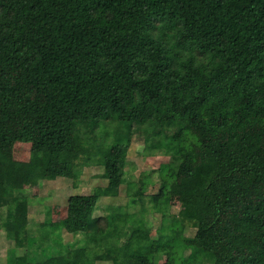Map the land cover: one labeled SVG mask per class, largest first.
Here are the masks:
<instances>
[{
	"label": "trees",
	"instance_id": "1",
	"mask_svg": "<svg viewBox=\"0 0 264 264\" xmlns=\"http://www.w3.org/2000/svg\"><path fill=\"white\" fill-rule=\"evenodd\" d=\"M148 120L140 153L167 161L125 182ZM93 166L107 184L31 232L16 182ZM0 221L26 264H264V0H0Z\"/></svg>",
	"mask_w": 264,
	"mask_h": 264
},
{
	"label": "rangeland",
	"instance_id": "2",
	"mask_svg": "<svg viewBox=\"0 0 264 264\" xmlns=\"http://www.w3.org/2000/svg\"><path fill=\"white\" fill-rule=\"evenodd\" d=\"M133 141L129 150L128 164L125 168L124 179L128 182L137 179L140 173L146 169L157 168L160 164L167 161L162 156H143L141 150L145 146V138L157 133L156 125L152 120L134 123ZM30 155V144L18 142L15 145L14 157L17 160H28ZM102 168L93 166L85 167L80 179L74 181L67 178H57L54 180L38 181L24 180L16 182V194L18 203L28 206V218L31 232L36 231L37 224L40 222L62 221L68 215V198L72 194L91 193L96 187L104 186L107 180L102 177ZM125 186L121 187V193L114 197H103L97 204L96 215H102L110 204L125 205L127 198L125 196ZM159 190V184L150 187L148 193H156ZM171 211L176 215H184L186 209L182 205V197L174 196L171 198ZM153 236L160 232L161 217L157 214L154 218ZM185 234L193 236L196 229L190 224H185ZM64 240L73 242L72 234L64 231ZM27 233L25 231L17 232L12 239H7L4 224L0 221V264H26L24 251L27 247ZM79 237H83L80 234ZM15 248L18 253L24 256L13 255L11 249ZM189 256L203 255L201 249L194 248L188 250ZM156 264H165L166 255L157 254Z\"/></svg>",
	"mask_w": 264,
	"mask_h": 264
}]
</instances>
